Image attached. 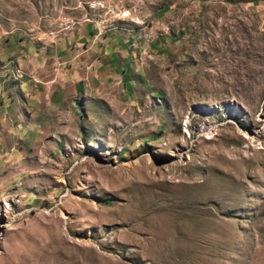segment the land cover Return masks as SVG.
I'll return each mask as SVG.
<instances>
[{"label":"rangeland","instance_id":"374dc122","mask_svg":"<svg viewBox=\"0 0 264 264\" xmlns=\"http://www.w3.org/2000/svg\"><path fill=\"white\" fill-rule=\"evenodd\" d=\"M8 38L80 78L0 156V264H264V0H0Z\"/></svg>","mask_w":264,"mask_h":264},{"label":"crops","instance_id":"0c3cea01","mask_svg":"<svg viewBox=\"0 0 264 264\" xmlns=\"http://www.w3.org/2000/svg\"><path fill=\"white\" fill-rule=\"evenodd\" d=\"M117 38L121 39L118 36ZM107 39V36L90 39L92 46H89L87 51L93 53L99 49L106 56L109 50ZM96 42L102 45L94 48ZM130 42L133 45L130 37L121 39L118 43L112 44L111 51L120 53L123 57L124 52L129 49ZM23 46L12 38L0 42V156L13 154L18 147L16 143L21 141L20 138L24 141L23 144L27 145L33 138L41 137L39 121L60 120L59 113L75 90L74 81L71 79L74 76L80 78L79 72L75 71L77 74L73 72L69 79H62L61 73L54 74L52 69L49 70L48 58L34 57L33 51ZM117 46L120 49L113 51ZM152 46L154 49L155 44ZM125 64L132 67L130 60H126ZM16 69L24 74L20 79L15 77ZM121 74L125 90L129 93L133 90L132 84L136 81V76L142 78L137 71H122ZM79 84L78 81L77 87Z\"/></svg>","mask_w":264,"mask_h":264},{"label":"trees","instance_id":"16d2710c","mask_svg":"<svg viewBox=\"0 0 264 264\" xmlns=\"http://www.w3.org/2000/svg\"><path fill=\"white\" fill-rule=\"evenodd\" d=\"M237 124H239L240 126H242L241 122L240 121H237Z\"/></svg>","mask_w":264,"mask_h":264}]
</instances>
